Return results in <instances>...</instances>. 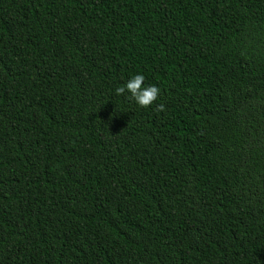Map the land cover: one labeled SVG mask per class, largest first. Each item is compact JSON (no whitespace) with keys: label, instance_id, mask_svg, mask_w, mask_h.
I'll return each instance as SVG.
<instances>
[{"label":"trees","instance_id":"16d2710c","mask_svg":"<svg viewBox=\"0 0 264 264\" xmlns=\"http://www.w3.org/2000/svg\"><path fill=\"white\" fill-rule=\"evenodd\" d=\"M0 264H264V0H0Z\"/></svg>","mask_w":264,"mask_h":264},{"label":"clouds","instance_id":"9594fccd","mask_svg":"<svg viewBox=\"0 0 264 264\" xmlns=\"http://www.w3.org/2000/svg\"><path fill=\"white\" fill-rule=\"evenodd\" d=\"M145 77L142 74H136L126 81L123 86L115 89L116 95H124L125 92L130 95L128 99L134 101L141 108H148L157 101L161 89L155 85H145ZM157 112L165 111L164 104H158L155 109Z\"/></svg>","mask_w":264,"mask_h":264}]
</instances>
